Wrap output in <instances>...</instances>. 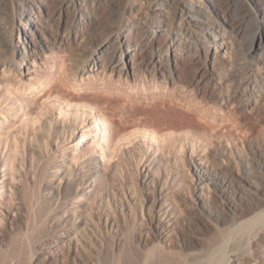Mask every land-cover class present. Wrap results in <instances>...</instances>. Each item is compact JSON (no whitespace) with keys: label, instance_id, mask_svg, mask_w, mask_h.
<instances>
[{"label":"rangeland","instance_id":"374dc122","mask_svg":"<svg viewBox=\"0 0 264 264\" xmlns=\"http://www.w3.org/2000/svg\"><path fill=\"white\" fill-rule=\"evenodd\" d=\"M22 1L0 0V264H111L119 258L121 264H132L134 259L142 257L145 247L152 249V261L162 252L168 253L171 248L163 245L160 237L155 238L151 223L157 220L164 224L169 220L168 224L165 222L168 226H163L164 233L171 230L176 232L181 225L190 227L187 213L183 217L177 216L172 197L176 198L185 213L192 210L191 199L203 203L199 197H204L206 193L202 194L190 188V192L188 189H181L183 193L178 195L175 186L178 178L165 173L162 166L165 164L168 170L175 169L163 160L158 175L152 173L147 178L143 177L141 171L144 165H152L155 162V165L158 164L157 156L148 149L142 160L136 158L139 162L128 166V169L131 168L129 171L125 167L127 164H122L112 172L116 183L122 186L120 182L125 178L126 172L131 175L128 182L138 195L136 202H129L131 210L128 211L126 201L122 213L120 206L116 207L107 200L114 206L113 209L117 210L111 208L115 213L108 217L106 213L101 212V202H96L93 207L96 223L86 231V237L92 238L96 254L83 256L75 252L65 235L70 234L72 228H77L82 222V212L88 208L87 200L91 194L75 204L72 198L75 189L66 183L65 167L60 155L69 153L65 149L72 145L76 136H70L68 132L54 131V126H57L51 118L54 107L49 108L45 103L34 107L28 104L26 99L32 98L33 94L41 92L40 88L46 86L45 89H57L62 95L67 93L63 97L74 96L91 103L95 109L104 111L110 119L120 125L139 122V125L149 126L159 133L171 135L174 139H182L186 131L195 135L201 133L200 136L204 138L202 145L195 143L194 148L204 150L205 154L215 149L212 138L221 139L228 144L236 142L243 148L262 142L264 144V37L261 44L254 45V55H250L248 50V46L253 44L254 35L263 33V30L256 26L255 18L253 19L256 6L249 10L243 3L244 0H219L225 16L229 17V20L232 18L234 25H238L230 28L221 20L217 22L224 28L221 38L225 39L227 45L220 56L219 49H216L212 72H209L208 67H211V64L207 63L205 56L208 53L207 46L213 44L211 37L205 34V31L202 32L203 37H196L198 30L193 28L185 16H181L176 0H114V4L120 7L114 20L111 18V0H83L80 7L75 0H45L40 4L41 10L46 5L49 13L47 17L41 18V23L43 22L42 28L47 33L51 47L46 52L47 56L39 54L41 57L36 58L38 68L33 69L32 60L28 58L26 63L30 69L26 70L23 68V55L14 49L22 39L21 34L19 36L17 33V28L21 29L18 19L21 18L19 2ZM194 1L207 5L205 0H202V3L201 0ZM209 10L216 16L211 7ZM90 19L98 21L99 25L105 24L104 28H107L95 30V34L102 30L99 38H105L107 33L111 32L107 30L111 28L114 30L110 33L111 36L117 34L121 38L126 34L130 38L134 54L129 64L136 68L137 75H126L121 67L112 65V68L111 64L109 65L108 59L113 53V47H116L114 42L112 45V42L107 44L106 52L110 57L106 52L101 54L98 64L91 56H87V60L80 66L73 63L72 45L93 33ZM22 21L23 24L27 23ZM113 21L115 22L112 24ZM203 42L209 44L204 45ZM175 49L181 53L176 65L171 64L169 56L170 51ZM93 51L99 54L101 50ZM160 68L163 69L162 75L158 72ZM168 75L173 76L172 81ZM4 85H9L6 86L7 91ZM16 90L22 96L16 95ZM7 104L13 105L16 112L19 109V113L13 112L18 114V117L21 115L19 119L14 116L13 120H6L7 113L2 111L6 110L4 106ZM37 108L44 113H37ZM1 116L5 117L4 121ZM46 118L55 124L42 126ZM72 128L74 133L71 135H74L79 133L81 126L72 125ZM258 138L262 139V142ZM61 144L64 146L61 147ZM187 144L190 146L185 143L184 147H188ZM57 145L61 147L58 150L55 148ZM146 145L149 144L146 142ZM233 154L230 156L241 163L240 158ZM121 156L126 157L125 153ZM189 159L191 160V157ZM189 159L185 162V174L182 169H178L181 171L179 178L188 182L190 178L186 176H195ZM68 166L70 172L75 168L71 161ZM71 173L76 174V178L79 177L76 182L84 183L80 176L82 173L77 170ZM107 183L98 177L88 182L97 192L101 189L110 191V187H107L110 185ZM169 200L175 209L169 205ZM74 206L76 212L72 210ZM215 222L217 224L210 230L203 228V222H198L200 229L194 235L196 240L198 239V250L213 244L216 235L218 236L217 231L224 227L223 221ZM248 240L243 242L244 246L240 245L243 243L235 245L239 248L237 251L228 248L219 264L264 261V229ZM184 245L175 253L176 264L184 261L187 252L196 249H186Z\"/></svg>","mask_w":264,"mask_h":264},{"label":"bare ground","instance_id":"6f19581e","mask_svg":"<svg viewBox=\"0 0 264 264\" xmlns=\"http://www.w3.org/2000/svg\"><path fill=\"white\" fill-rule=\"evenodd\" d=\"M82 1L83 0H75V2L79 5V7L83 5ZM111 1L113 2L114 0H111ZM43 2H45V0H23L21 3L19 2V14L21 18H19L18 20H19L21 29L19 28L18 30L17 28V33L19 34V36L21 34L22 39L20 38L21 40L19 41V44L17 43L14 49L18 51L19 53H21V55H23V59L25 60V65L27 64L26 62H28V58L32 60L31 64H32L33 69L36 67L37 68L39 67V63H36V58H38L39 54H43V56H47L46 52L50 50V47H51L49 38L46 35L47 33H45L44 29L42 28L43 22L41 23V18L43 19V17L44 18L47 17L48 16L47 14L49 13L47 12L48 9L45 7L46 5L45 6L42 5L44 8H42L41 10L40 4ZM205 2L207 5L199 4L198 2L194 0L193 1L176 0L177 6H178L177 8L181 16L183 15V18L185 16L187 20L191 23L193 28L198 30V36L196 35V37L202 36L203 34L202 32L204 31H205V34H209V36L211 37L213 44L207 46L209 48H208V53L205 56V59L207 63L211 64V67L209 66L208 70L209 72L210 71L212 72V65H213L212 63H214L213 60L216 57V54H215L216 49H219L218 55L220 56V54H222L224 50L226 49V45H227L224 41L225 39L223 40V38H221L224 35V32H223L224 28L222 29L220 24L217 22H220L221 20V22H224L230 28L237 27L238 24L236 25L235 23L236 25L235 26L234 21L233 22L231 21L232 18L229 20L228 19L229 17L227 18L225 16L226 14H224L225 12L223 13L222 10L224 9L221 8V4L219 0H205ZM201 3H202V0H201ZM243 3H245V5L249 7V10L252 7L256 6L257 9L254 11L253 19L255 18L254 22L256 26L260 28L261 30H263V33H261V35L260 34L254 35L252 39L253 44L250 45L251 47L248 46L249 54L254 55L255 53L254 45L256 43H260L262 41V37H264V0H244ZM209 6L211 7L212 11L215 13L216 16H213L209 12L210 11ZM110 7L112 8L111 18L114 20V17L116 15L118 16L120 7L114 4V2L113 4H110ZM22 20H25L27 23L23 24ZM89 22H90L89 23L90 27L93 30V33H91L89 37L81 39L78 42H76L75 45H72V48L70 47L72 49L71 52L73 51L71 53V55L73 54L72 56V58L74 59L73 63L79 64L80 66V64L85 61L87 56H91L98 64L101 59L100 55L101 54L103 55V53H105L107 50L106 49L107 44L112 42L111 43L112 45L114 42L116 44L114 46L116 47H113L114 50L112 49L113 53L111 57L109 53L106 52V54H108L110 57L108 59L109 65L111 64V66L112 65L119 66L122 68L120 69L123 70L126 75L134 76L136 74V70H135L136 68L133 65L130 66L129 64V60L133 56L132 54H134L132 50L130 38H128L126 34L122 35L121 38H119L117 34H116L117 36L116 35H114V37L113 35L111 36L110 33L113 30L112 28L107 30L111 32L109 34L107 33L106 37L104 36L105 38H102L103 36L99 38L98 36L99 33L103 29L104 30L107 29V28H104L105 24L99 25L98 21L94 19H90ZM114 22L115 21H113L112 24ZM101 28L102 30L99 33L97 32V34H95L96 32L95 30L96 29L100 30ZM132 38L133 37H131V39ZM109 39L111 41H109ZM67 40L69 41V39ZM202 40L205 41V39H202ZM68 43H71V42H68ZM204 43H208V42H203V44ZM95 49H97V51L101 50L99 54L93 51ZM178 52L179 51L178 50L176 51V49L174 51H170L169 56L171 59V64L177 63L176 61L179 58V54H181ZM40 57L41 56H39V58ZM103 57L106 58V56H103ZM25 65L23 66V68H25L26 70L30 69L28 64L26 67ZM162 70L163 69L161 68L158 70V72L161 75H162ZM213 71H215L214 68H213ZM168 76L170 80L172 81L173 76L171 75H168ZM60 85H61V82H60ZM6 86H5L6 88L5 91H7L8 89L7 87H9V85L7 87ZM43 87L40 88L41 92L37 94L36 93L33 94L32 95L33 97L31 96L32 98L26 99V101L28 102V104L30 103V105L34 107L39 104L41 105L42 103H45L46 106L49 108L54 107L55 108L54 114L52 116L50 115L52 120L55 123H57V126H54V131L58 133L68 132L70 133V136H73V137L76 136V138L74 137L73 143H71L72 145L69 146L70 149L69 148L65 149L69 153L60 155L61 162L63 163L65 167L64 172L67 178L66 183H68L69 185L72 186L73 189H75L72 195V198L74 199L75 204L78 201L84 200L86 197L89 196V194H91L89 199L87 200L88 208H86L82 212L83 219H82V222L78 225L77 227L78 229L75 226L72 228L70 234L67 233L68 235H65V237L72 243V248L76 250L75 252H78L79 254L83 256H87V255L93 256L94 253L96 254L95 247H94L95 245H93L92 243V238L88 239L89 237L88 238L86 237V231L90 230V229L87 230V228L92 227L93 224L96 223L94 220L96 215L94 214V211H93V207H95L96 202L98 201L99 203L101 202L100 204H101L102 211L101 210L100 211L103 212L104 214L106 213L105 214L106 216L108 215L110 216V214L112 215L114 211H117L113 209L114 206L112 207L111 206L112 204L107 200H110L116 207L120 206L121 210L123 209V204L125 203L124 201H126L127 203L125 205H128L129 207L128 211L131 210L130 209L131 205L129 202L131 201L136 202L138 195H136L134 188L128 182V179L131 176V175L129 176V172H128L131 168L128 169V166L130 167L133 165V163L136 164L139 162V160H142L143 154L148 149L152 150L151 152L154 153V156H157L156 160L158 161L157 165H159V167L155 165L156 162L153 163L152 165L150 164V162H149L150 165L148 164L144 165L143 166L144 168L141 171L143 173V177L147 178L152 173L154 175H158L160 165L161 166L163 165V163L161 162L163 160L169 163L170 165H172V167H174L175 169V170H171V169L168 170L165 164H164L165 167L162 166L164 169L163 171H165V173L171 174V176L174 175V177L178 178L176 179L177 183L175 182L176 191H178V195H180L179 194L180 192L181 194L183 193L181 189H188L189 191L190 188H192L191 190H194L196 192L200 191L202 192V194L206 193V195L204 197H199V200L200 199L203 200V203L198 202V200L196 199H191L193 203L192 210L190 212H185V213L182 211L181 209L182 207L181 208L179 207V203H177L176 198L172 197V203H174L177 209V211H175L177 213V216L183 217V216H186L184 214L187 213L188 214L187 219L189 220L188 223L190 224V227L189 226L184 227V225L183 226L181 225V226H178V230H176V232H171L172 230L171 231L168 230L169 232L164 233L163 226L166 223L168 224L169 220H166L165 221L166 223L164 222V224H162L163 222L162 223H160L159 221L157 222V220L155 223L152 222L151 230H152L153 235L155 236V238L160 237L161 238L160 241H162L163 245L165 244L167 248L169 249L171 248L170 249L171 251L168 250V253L162 252L160 255H157L155 258H153V261H152V257L154 255L152 253V249L150 250L149 247H145L144 248L145 252L144 254H142V257L140 259H137V258L134 259L132 264H176L177 262L175 260V257L177 255L175 253L176 251L178 252L177 249L180 248L183 244H185L184 247H186V249H191V248H196V249L193 251L191 250L190 252H187L186 253L187 255L186 256L184 255L186 259L183 257L184 261L182 262H180L181 260H178L180 262L178 264H219L220 260H222L224 256L226 255L227 253L226 250L228 248L236 249L237 251V249L239 248H236V246H238L240 243L247 241L248 239L253 237L255 234H257L258 232L264 229V144L261 141L262 139L260 140V138H258L259 141L262 142L261 144L257 143V144L248 146L246 148L245 147L243 148L241 147V145L237 144L234 141H233L234 142L233 144H228V143H224V141L221 139L212 138V140L214 141L213 147H215V149L212 147L214 150H212L209 154L207 153L208 154L207 155L204 153V150L194 148L195 143H200L202 145V139L204 138L203 136H200L201 133L199 135H195L191 132L186 131L183 133L184 135L182 134L183 135V137L181 136L182 139L180 138L174 139L171 135L169 136V135H165L164 133H159L149 126L139 125L138 124L139 122L137 124L127 123V125H120L116 123L115 121H113L112 119H110L109 116L104 113V111L102 112V110L95 109L91 103H88L77 97L74 98V96L68 97L69 96L68 95L67 97H63V95L67 93H64L62 95L61 92L58 93L56 91L57 89L55 91H51V90L45 89L46 86L44 88ZM70 91L67 90V92H70ZM16 93H17V90H16ZM26 93H27V90H26ZM16 95L22 96L21 94H18V93ZM4 107H6V110L2 112L7 113V115L5 114V117H7L6 120L11 121L18 115V114L13 113V112H16V109L14 108L13 105L8 106L7 104ZM47 110L49 109L47 108ZM18 111L16 113H19ZM38 112L41 115L42 112L40 108H37V113ZM20 113H21V110H20ZM20 116L19 117L17 116L18 119L20 118ZM5 117L1 116L3 121L5 120ZM53 121L51 122L50 120H47L46 118L45 123H43L42 126L43 125L52 126ZM23 122L25 123V121ZM4 123L5 122H3V124ZM72 125L81 126V129L78 134L71 135L72 133H74L73 132L74 129L72 128ZM67 127H70V128L67 129ZM262 136H264V133ZM146 142L149 144L148 146L146 145ZM203 142H205V140ZM185 143H189L191 147L188 146V144H187L188 147H184ZM63 146L64 144L63 145L61 144V147ZM61 147L59 145L55 146L57 150L58 148L60 149ZM182 152H185V154H183ZM124 153L126 157L121 156V154L124 155ZM233 153H235L236 157L240 158L241 163L238 162L236 159H234L232 156H230V155H234ZM228 155L231 158L228 157ZM189 157H191V160L189 159ZM192 157L194 158L192 159ZM136 158L139 160L136 161ZM153 158L155 159V157ZM188 159L190 161L189 164L193 167V170H192L193 174H195V176H191V177L190 175L189 177L186 176L187 178H190L189 182L185 181L181 177L179 178L180 172H181V171L179 172L180 169H182L183 170L182 173L185 174L184 172V168L186 166L185 162ZM70 161L75 165V168H72V169L74 171L77 170L79 171V173H82L80 176L82 180L84 181V183L76 182V180H79V177L76 178V174L71 173L73 172V170L71 172L69 171L71 170L69 169V166H68V162ZM122 164H125V165L127 164V166L125 167H127V170H128L125 174V178L124 179L122 178L123 180H121L120 182L121 184H123L124 187L120 185L119 183H116L114 179L115 175L112 174V172H114L113 170ZM78 165H81L82 167L79 168ZM97 177L108 182L107 184H109L110 186H107V187H110V191H107V190L101 191L102 190L101 189L100 191L97 192V191H94V187L89 186L88 184L89 180L91 179L95 180ZM104 189H107V188H104ZM168 202H169V205L173 207L172 203H170V200ZM179 202L181 201L179 200ZM72 204L74 203L72 202ZM72 204L71 206H73ZM75 207L76 206L72 207V210ZM111 208L114 210L113 212ZM103 213L101 215H103ZM122 213H124L123 210H122ZM151 219L152 218H150V220ZM215 221H223L224 227L222 228L220 227L221 229L219 228L220 230L217 231L218 236L216 235L215 241L213 242V244L211 243L210 246L204 247V248L202 247V249L198 250L196 247L199 244L197 241L198 239L196 240V237L194 236L197 230L200 229V226H198L199 224L198 222H203V225H204L203 228L206 230H210L215 227V223H216ZM240 245L244 246V243ZM242 246H239V247H242ZM234 255H237V254L234 253ZM119 260H113L111 264H121V261ZM252 261H250L249 264H264V261L262 262L260 261L252 262Z\"/></svg>","mask_w":264,"mask_h":264}]
</instances>
